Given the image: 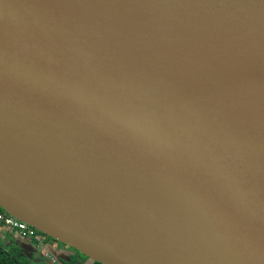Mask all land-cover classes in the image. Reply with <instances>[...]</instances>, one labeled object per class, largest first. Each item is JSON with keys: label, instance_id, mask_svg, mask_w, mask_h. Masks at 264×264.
I'll return each instance as SVG.
<instances>
[{"label": "water", "instance_id": "1", "mask_svg": "<svg viewBox=\"0 0 264 264\" xmlns=\"http://www.w3.org/2000/svg\"><path fill=\"white\" fill-rule=\"evenodd\" d=\"M262 92L264 0H0V209L98 264H264Z\"/></svg>", "mask_w": 264, "mask_h": 264}, {"label": "trees", "instance_id": "2", "mask_svg": "<svg viewBox=\"0 0 264 264\" xmlns=\"http://www.w3.org/2000/svg\"><path fill=\"white\" fill-rule=\"evenodd\" d=\"M2 236L0 241V264H44L41 254H38L34 248L27 244L21 247L11 236ZM85 256L75 251L74 254L69 253L64 259H58L57 264H85ZM89 264H98L91 261Z\"/></svg>", "mask_w": 264, "mask_h": 264}, {"label": "built area", "instance_id": "3", "mask_svg": "<svg viewBox=\"0 0 264 264\" xmlns=\"http://www.w3.org/2000/svg\"><path fill=\"white\" fill-rule=\"evenodd\" d=\"M0 225H2L10 234H12V232H15L16 235L19 236L22 240L28 242V245L34 248L35 251L39 252L47 261H49L50 264H56L55 258L49 256L42 250V246L37 238V234L31 226L20 220H17L1 209Z\"/></svg>", "mask_w": 264, "mask_h": 264}, {"label": "rangeland", "instance_id": "4", "mask_svg": "<svg viewBox=\"0 0 264 264\" xmlns=\"http://www.w3.org/2000/svg\"><path fill=\"white\" fill-rule=\"evenodd\" d=\"M34 231L37 234V238L42 246V250L45 253H47L49 256L54 257L57 261L58 259H64L70 253L69 250L71 249H69L70 247H68L67 245L62 244L56 240H53L49 238L48 236H46L45 234H41L40 232L36 231L35 229ZM5 234L14 238L15 241L21 245V247L22 246L26 248L28 247L27 246L28 242H25V240H22L19 236L16 235L15 232H12V234H10L9 232L5 230V228L2 225H0V235H5ZM85 260L87 261V263L91 261L87 257L85 258ZM45 263H47L46 260H45Z\"/></svg>", "mask_w": 264, "mask_h": 264}, {"label": "bare ground", "instance_id": "5", "mask_svg": "<svg viewBox=\"0 0 264 264\" xmlns=\"http://www.w3.org/2000/svg\"><path fill=\"white\" fill-rule=\"evenodd\" d=\"M116 16L119 17L120 19L122 18L121 15H116ZM124 16H128V15H124ZM133 16H136V15H133ZM133 16H132V17H133ZM140 16L145 17V16H147V15H140ZM152 18H154V17H152ZM152 18H150V16H147L146 19H148V21H149L150 23H157L158 20H161V21L164 20V19H158V18H154V19H158V20H154V19H152ZM132 40L134 41V39H132ZM244 74H245V75H248L247 73H244ZM261 94H262V96H261V98H260V102H264V92H262ZM239 97H242V96L240 95ZM239 97H238V99L240 100ZM263 119H264V118H263ZM250 132H251L253 135H255L256 137H258V140H259V141H264V134L259 135L258 133H255V129L250 130Z\"/></svg>", "mask_w": 264, "mask_h": 264}, {"label": "flooded vegetation", "instance_id": "6", "mask_svg": "<svg viewBox=\"0 0 264 264\" xmlns=\"http://www.w3.org/2000/svg\"><path fill=\"white\" fill-rule=\"evenodd\" d=\"M69 249H71V250H69V252L71 253V254H74L75 253V250L74 249H72V248H69ZM37 252V251H36ZM38 254H40L39 252H37ZM42 256V255H41ZM42 258H43V260L45 261L46 259L42 256ZM56 260V259H55ZM47 261V260H46ZM57 260H56V264H57ZM85 264H89V263H91V261L89 262V263H87V261L85 260V262H84Z\"/></svg>", "mask_w": 264, "mask_h": 264}, {"label": "crops", "instance_id": "7", "mask_svg": "<svg viewBox=\"0 0 264 264\" xmlns=\"http://www.w3.org/2000/svg\"><path fill=\"white\" fill-rule=\"evenodd\" d=\"M0 241H2V236H0Z\"/></svg>", "mask_w": 264, "mask_h": 264}]
</instances>
